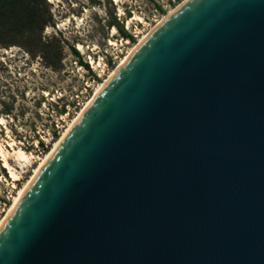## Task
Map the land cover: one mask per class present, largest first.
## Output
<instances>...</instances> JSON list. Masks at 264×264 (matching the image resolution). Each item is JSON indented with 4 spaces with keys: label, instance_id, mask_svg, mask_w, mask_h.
<instances>
[{
    "label": "water",
    "instance_id": "95a60500",
    "mask_svg": "<svg viewBox=\"0 0 264 264\" xmlns=\"http://www.w3.org/2000/svg\"><path fill=\"white\" fill-rule=\"evenodd\" d=\"M0 264H264V0L166 14L0 226Z\"/></svg>",
    "mask_w": 264,
    "mask_h": 264
},
{
    "label": "rangeland",
    "instance_id": "374dc122",
    "mask_svg": "<svg viewBox=\"0 0 264 264\" xmlns=\"http://www.w3.org/2000/svg\"><path fill=\"white\" fill-rule=\"evenodd\" d=\"M182 1L47 0L51 19L42 36L60 40V56L54 64H48L41 52L24 45L0 43V116L7 121L12 138L26 151L45 153L138 36ZM114 20L127 32V37L110 24ZM111 40L116 44H110ZM78 43L84 46L83 51L78 50ZM90 57L103 62V72L94 67ZM5 134L1 127L0 138ZM9 161L12 166L17 165L13 158ZM37 162L22 170L13 166L21 174L12 181L0 161V218Z\"/></svg>",
    "mask_w": 264,
    "mask_h": 264
},
{
    "label": "trees",
    "instance_id": "16d2710c",
    "mask_svg": "<svg viewBox=\"0 0 264 264\" xmlns=\"http://www.w3.org/2000/svg\"><path fill=\"white\" fill-rule=\"evenodd\" d=\"M48 5L47 0H0V43L24 45L31 51L41 52L48 64H54V59L60 56V40L42 36L51 19ZM110 24L123 36H128L116 20Z\"/></svg>",
    "mask_w": 264,
    "mask_h": 264
},
{
    "label": "bare ground",
    "instance_id": "6f19581e",
    "mask_svg": "<svg viewBox=\"0 0 264 264\" xmlns=\"http://www.w3.org/2000/svg\"><path fill=\"white\" fill-rule=\"evenodd\" d=\"M183 1H185V0H183ZM181 3H179L175 8H177ZM175 8L170 9V11H168L167 14L172 12ZM165 16L166 15L162 16L161 19H159L156 22V24L159 23ZM134 18L138 19V21L139 20L142 21V18L139 16H135ZM154 26H152L146 32H143L138 36L137 42L128 48V50L124 54V56L121 57L117 61L116 66L113 69H111L108 72V74L106 75V77L95 86L94 91L90 95V97L84 102V104L81 106V108L76 112L75 116L67 122L65 128L63 129V131L60 134V137L55 139L52 142L50 148L45 153H43L42 155L34 154L32 151H26L22 147H20L18 145V143L10 135V132L8 131V128L6 125L7 121L5 120L4 116H0V129H1V127H4L6 130L5 137L0 138V161H2V166L7 169L9 177L12 179V181L18 180L20 178V174H21L20 171H17L13 166H16L17 168H20V170H22L26 166L30 165L33 161L38 160L37 165L34 167L30 177L27 179V181H25V183L20 188H18V190L16 191V194L12 197V201H11L10 205L5 210V214L0 218V226L3 224V222L5 221L7 216L10 214L14 205L19 200V198L22 196V194L24 193V191L26 190V188L30 184L33 177L37 174V172L43 166V164L45 163L47 158L50 156L52 151L58 146V144L61 142L62 138L65 136V134L70 130V128L76 122V120L78 119V117L80 116V114L82 113L84 108L92 101V99L96 96V94L102 88V86L105 84V82L114 74V72L117 70V68L120 66V64L127 58V56L129 54H131L133 52V50L137 47V45L144 39L146 34L154 28ZM115 31H116V29H115V27H113L112 33H115ZM138 33H140V32L138 31ZM110 44L115 45L116 43L111 40ZM77 48H78V50L83 51L84 46L82 44L78 43ZM89 61L92 64H95L94 67H99V68H101L102 72L104 71L103 70L104 64H103V62H101V60L95 62V61H92V59L90 57ZM4 142H5V144H4ZM10 158H13V160L16 162L17 165L12 166L10 161H9Z\"/></svg>",
    "mask_w": 264,
    "mask_h": 264
}]
</instances>
